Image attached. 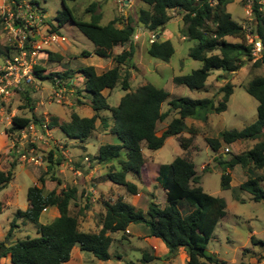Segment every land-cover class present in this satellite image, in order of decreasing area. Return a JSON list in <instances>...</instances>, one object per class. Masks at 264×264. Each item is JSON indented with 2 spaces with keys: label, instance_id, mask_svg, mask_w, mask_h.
I'll return each instance as SVG.
<instances>
[{
  "label": "trees",
  "instance_id": "trees-1",
  "mask_svg": "<svg viewBox=\"0 0 264 264\" xmlns=\"http://www.w3.org/2000/svg\"><path fill=\"white\" fill-rule=\"evenodd\" d=\"M11 1L16 4L21 0ZM62 1L64 6L55 16L54 30H59L69 22L73 23L94 43L96 55L102 58L113 56L116 65L102 73H98L94 65L82 67L79 71L84 76V88L80 91L90 95L94 114L82 117L72 111L69 121H60L59 117L51 115L49 127H59L68 138L86 142L100 120L105 130L116 135L121 143L101 145L94 158L103 164L116 161L118 169L111 168L106 174L107 179L125 187L128 193L136 195L139 193V187L128 180L127 175L133 173L138 178H144L147 162L143 152L144 145L150 150H158L164 146L168 137L180 136L187 130V118L207 121L209 113L225 111L233 93V84L228 82L221 87L223 98L218 104L212 98L181 97L170 100V108L163 111L162 105L169 97L166 89L147 83L130 92L131 69L126 70L123 76L121 74L122 65L132 62L136 52L133 41L136 29L134 21L128 19L119 27V21L115 18L103 25L100 23L99 14H94L91 21H85L77 18L74 10L68 6V0ZM233 1L140 0L145 5L139 8L136 22L158 36L148 46L151 56L169 61L175 53L172 41L160 38V31L172 19L170 10L177 9L182 16L183 35L197 41L191 47L189 55L201 61L202 66L189 74L176 76V84L191 89H202L214 70L236 72L251 61L254 67L264 66V0H251V31L236 21L227 10V5ZM92 6H95V3ZM252 36L253 41L250 40ZM258 39L261 40L262 50L260 56L256 57L254 43ZM124 45H129V50L112 55L115 47ZM91 54L87 50L82 52L85 57ZM48 56L51 59L59 58V55L52 51H48ZM45 70L37 65V77L43 80H54L55 76L70 78L68 71L44 75ZM119 82L127 92L117 106H110L103 91L114 89ZM246 90L258 101L256 121L242 129L223 130L217 137H208L206 141L217 152L224 143L231 144L243 139L257 140L256 144L244 153L236 154L229 160H223L221 156L217 159L223 166L222 188L226 190L231 188L232 180L227 172L228 168L253 165L256 169H262V174H252L240 184V188L249 192L254 201L264 202V76H254L246 85ZM30 108L34 111V107ZM103 110L111 112L112 123L108 117L101 115ZM173 111H176L177 115L159 135V122L164 121ZM32 121L40 123L42 120L35 114L31 117L15 115L10 131L23 128ZM192 141L193 137L179 139L185 151ZM15 165V162H11L9 170L0 169V192L13 180ZM53 168L50 164L48 173ZM38 180L41 185L34 184L28 188V208L16 211L10 229L0 242V264L1 259L5 257H10L12 264H65L71 259L75 245H78L81 251L90 252L96 258L106 261L112 257L111 233L127 232L131 223L145 224L149 228V236L157 237L165 243L169 250L168 257L176 255L183 248L188 254L187 264H229L208 251L217 225L227 215V201L204 190L196 164L189 156H177L172 162L159 166L157 182L166 191L167 203L164 207L151 200L148 209L143 210L118 197L114 202L105 203L106 212L102 216V228L98 232L81 230L78 217L71 214V202L77 198L76 187L47 191L43 186L45 177L40 176ZM51 206L57 207L60 215L52 222L41 223L43 211ZM185 206L189 209L186 214L182 208ZM4 207L5 204L0 200V213ZM20 218L37 226L36 236L12 238L14 227L18 226L17 221ZM251 238L256 243L255 237ZM155 258L143 252L145 264H152L151 261ZM129 264L137 263L131 261ZM239 264L252 263L242 261Z\"/></svg>",
  "mask_w": 264,
  "mask_h": 264
},
{
  "label": "rangeland",
  "instance_id": "rangeland-1",
  "mask_svg": "<svg viewBox=\"0 0 264 264\" xmlns=\"http://www.w3.org/2000/svg\"><path fill=\"white\" fill-rule=\"evenodd\" d=\"M39 3L47 16V24L50 26L49 31L54 30L53 25L56 14L63 9L62 0H21L22 7H27L29 4ZM95 3V6H92ZM67 4L74 10L77 18L91 21L93 15L102 12V19L100 23L106 24L109 20L118 19V26H122L124 21L132 19L136 25L137 35H134L135 55L132 62H128L126 65H122L121 74L124 75L125 71L131 69L130 92L135 91L139 86L147 83H151L157 87L166 89L169 92L168 99L163 103L162 110L167 111L170 108L169 102L172 99L181 97H190L194 99L198 98H212L215 103L218 104L223 98V92L221 87L226 83L231 82L233 84V93L231 94L227 109L221 113H209L208 120L203 121L201 119L187 118L186 124L187 130H185L180 136H171L164 146L158 150H150L144 145L143 151L147 155L148 162L153 161L159 165L172 162L177 156H189L194 158L196 169L201 176V185L204 190L214 196L223 197L227 201V215L219 222L214 232V235L209 242L208 251L216 255V257L226 260L229 264H239L240 262L252 263V264H264V202H256L252 199V195L241 189L240 184L248 179L252 174H262V169H256L253 165L241 166L236 165L233 168H228L227 172L230 173L231 188H222V173L223 166L220 164L217 158L223 160H229L236 154L244 153L250 150L257 142L253 139H243L235 141L231 144L224 143L223 146L215 152L207 143L208 137H217L218 134L226 129H242L245 126L256 121L258 113V101L251 96L247 90L246 85L256 75L264 76V66L254 67L253 61L247 62V64L236 72H225L223 70H214L208 77L206 86L202 89H191L185 85H179L174 82L176 76L186 75L193 70L202 66V62L190 57V49L197 41L191 40L185 37L182 33L184 28V22L182 16L177 9L170 10L172 19L164 26L160 31L161 36L170 39L175 47V53L169 61H163L159 58L153 57L148 53V46L151 43L152 37L151 31L143 27L136 22L137 12L139 8L144 6V3H140L139 0H130L126 5L125 0H68ZM251 0H235L227 5V10L232 13L233 18L240 24L246 26L251 31L253 29L252 22V9ZM15 4L11 0H0V62L2 58L7 54L17 52L16 34L12 32L8 25V12L14 11ZM13 22V21H12ZM14 24V23H13ZM60 32L66 36V41H58L52 45L51 48L59 49V58L51 59L45 54H41L38 59V65L45 68L44 75L49 73H64L65 70H60V67L66 68L69 75L82 79V85L84 81L83 74L79 71L86 65H97L105 62L107 67L103 70L106 71L116 65L114 57L103 58L96 55L93 51L95 48L94 43L88 39L73 23L69 22L63 27H60ZM154 33V32H152ZM137 36V37H136ZM254 37H251L253 41ZM66 48V49H65ZM84 50L90 51V56H83ZM129 50V45L117 46L113 49L112 55H116L123 51ZM258 53L256 57H259ZM220 73V74H219ZM82 77V78H81ZM71 78V77H70ZM67 79V78H66ZM75 79V78H73ZM73 80H71L67 86L74 89L71 98L78 105L90 104V95L86 92H82L84 86L81 88L73 86ZM54 82L50 79H41L40 84L37 86L28 87L26 91H18L14 99H11L12 103H17L14 107L7 106L6 111L10 116H32L35 114L41 120L49 119L50 116H59L60 121L70 118L71 108L66 105L69 100H65L63 103H57L52 100L51 92ZM127 91L122 89L119 82L111 91L104 90L103 94L107 96V101L110 106H117ZM70 93V92H69ZM83 97L85 99H83ZM82 98V99H80ZM10 103V102H9ZM31 103V105H29ZM8 105V104H7ZM37 107V112L32 111L30 107ZM90 108V107H87ZM92 112V110H91ZM80 113V112H79ZM84 115V113H80ZM101 115L108 117L110 123H112L111 112L108 110L101 111ZM177 115L176 111L171 114L162 122L158 124V134L160 135L168 126L173 117ZM47 117V118H45ZM66 121V120H65ZM96 132L101 133L105 130L100 120L97 121ZM11 125L7 123H0V146L6 144V148H9L13 142L14 131H10ZM57 127L52 131L53 139L48 140L46 133H42V144L38 147L37 141L30 142L31 146L38 147L36 157L38 162L22 163L19 160V154L17 149L12 155L17 159L13 160L16 165L13 169L14 178L12 182L5 188V191L0 192V200L5 199L6 193L13 191L15 195V202L12 208L26 209L28 206L27 191L28 188L34 185L33 176L39 178L44 176L48 179H60L63 177L68 181L67 187H72L69 182L70 172H75V158L70 160L69 157L63 155L60 148L56 145L55 141L63 142L64 148L70 149L77 147L76 142H69V138ZM9 131V132H8ZM95 132V131H94ZM93 132V133H94ZM7 133V134H6ZM110 133V132H109ZM12 134V135H11ZM66 139H64L62 136ZM193 137V141L188 149L185 151L182 149L179 139ZM109 140V138H107ZM116 143H118L117 138ZM98 142L95 138L91 137L87 143V152L85 156H89L86 160V166L94 169L98 167L100 163L95 161V155L97 152ZM30 147V146H29ZM12 149V147H10ZM84 148V147H82ZM184 151V152H183ZM52 153V154H51ZM21 163H20V162ZM53 165L51 175L46 170V166ZM156 169L150 172L145 171L144 178L135 177L134 180L139 184L140 191L136 197L138 203H141L143 210L148 209L149 202L155 200L164 207L167 203L166 194L162 186L157 182ZM91 181V180H90ZM73 183V182H72ZM75 184V183H74ZM264 188V182L262 183ZM66 187V188H67ZM79 189V190H78ZM83 189L82 198L79 197L81 190ZM115 192V191H114ZM77 197L81 201H72L70 205L71 214L78 217L80 227L87 228V223L92 222L89 226L91 232H98L101 227L102 216L106 212L105 203L116 201L115 197H111L108 194L95 193V191L89 188L88 185L83 188H77ZM128 193V192H127ZM108 195V198H107ZM154 196V197H153ZM134 196L129 193L128 201L133 202ZM138 208V207H137ZM186 214L189 209L182 207ZM188 210V211H187ZM12 209H6L0 213V233H7L10 229L11 222L14 215L11 214ZM47 214H42L41 223H49L46 219ZM89 217V218H88ZM17 227H14V233L12 238L17 239L25 238L27 236L37 235V226L29 221H25L20 218L17 221ZM113 242L110 247V253L112 257L109 260L103 261L96 258L92 253L81 251L74 253L73 264H129L131 261L137 264H145L143 260V252H147L156 257L151 261L152 264H187L188 254H184L183 250H179L174 256L166 258L163 257V251L157 247L156 244L150 243V247L146 245V242L141 240L139 236H131L129 232H113L111 233ZM255 237L256 243H254L251 237ZM182 251V252H181ZM120 256H122L120 258ZM165 256V255H164ZM1 264L8 263L7 260L1 259Z\"/></svg>",
  "mask_w": 264,
  "mask_h": 264
},
{
  "label": "built area",
  "instance_id": "built-area-1",
  "mask_svg": "<svg viewBox=\"0 0 264 264\" xmlns=\"http://www.w3.org/2000/svg\"><path fill=\"white\" fill-rule=\"evenodd\" d=\"M22 5L20 1L14 5L18 6L14 7V11L8 12L9 28L16 34L17 52L7 54L0 62V123H7L11 127L13 116L7 113V104L16 92L26 91L28 87L40 84L41 79L36 73L38 57L43 53L48 54V49L54 43L66 41V36L60 33V30L49 31L51 28L46 22V13L38 3L29 4L27 7ZM156 38L157 36L152 33L150 41L153 42ZM261 50V40L258 39L254 43V54H260ZM70 81V78L63 79L55 76L54 90L51 92L52 100L60 104L68 100L70 89L67 85ZM50 129L49 119H43L40 123L30 122L27 126L14 131L13 135L11 134L14 136L12 150L17 149L19 159L23 162H38L36 147L31 146L30 142L41 140L42 133L48 134Z\"/></svg>",
  "mask_w": 264,
  "mask_h": 264
},
{
  "label": "crops",
  "instance_id": "crops-1",
  "mask_svg": "<svg viewBox=\"0 0 264 264\" xmlns=\"http://www.w3.org/2000/svg\"><path fill=\"white\" fill-rule=\"evenodd\" d=\"M236 1L237 0H235V2ZM139 2H140V0H139ZM96 14L101 15V19H102V17H103L102 16V12H99V13H96ZM110 21L111 20H109L107 23H109ZM101 24H103V23H101ZM103 25H105V24H103ZM119 27H122V26L120 25ZM135 32H136V29H135ZM151 34H152V32H151ZM160 38L162 40L168 39L167 37H163V36H161ZM94 49H93V51H94ZM48 51H52V52L56 53L57 55H58V52H60L59 49L57 50L56 48H51V47L48 49ZM43 54H45L46 57H48V54L47 53H43ZM103 59L106 60V59H109V58H103ZM110 61L111 60H109V63L111 65V62ZM107 65L105 66V62H103V64L100 63L99 66H97V65H94V66L96 67V70H97L98 73H102L103 70L107 67ZM86 66H88V65H86ZM59 69L60 70L68 71L66 68H63V67H60ZM70 77H71L70 79L74 81V83H72V85L73 86H78V87L81 88L82 79H79L77 77V73H76V77H74L72 75H70ZM73 78H75V79H73ZM82 86H84V83H83ZM73 91H74V89H71L70 90V93H69V100L70 101H68V103H66V105L69 106L72 111H76L82 117H90V116H92L94 114V111H93V109L91 107V104H84V105H78V104H76V102L71 98V96L73 95V93H71V92H73ZM109 91H111V90H109ZM17 93H19V92H16L14 95L16 96ZM14 97H12L11 99H14ZM80 99H82V98H80ZM83 99H85V98L83 97ZM9 102L10 103H8L7 106H11L10 104H12V107H14L17 104L16 102L15 103H12L11 100ZM87 107H90V108H87ZM91 110H92V112H91ZM34 111L37 112V107L34 108ZM72 111H71V113H72ZM79 112L80 113H84V115L80 114ZM71 113H70V116H71ZM18 116H20V115H18ZM24 116L25 117H31V116H27V115H24ZM45 118H47V117H45ZM65 120L66 121H69L70 118L68 120L67 119H65ZM97 126L98 125L96 123V127ZM56 128L57 127H54V129H56ZM54 129L51 128L49 130V133L46 134V137H47L48 140H52L53 139L52 131ZM62 137L64 139H66L64 136H62ZM91 137L95 138L97 140V142L99 143L98 146H97V148H96L97 149V152H98L99 147L101 145H103V144H107V143L119 144V143H121V141L119 140V138L116 135L109 133V130H104L101 133H97L96 130H95V132L89 137V139ZM107 138H109V140ZM114 138H117L118 143H116V141H115L116 139H114ZM89 139L86 142H80L79 140L74 139V138H69V140L66 139L69 142H72V143L76 142L75 144H77L76 145L77 147H72L70 149H67V147L65 149L64 148V145H62L63 142H61V141H55L56 142V145L60 148V150H61V152H62L63 155H66L67 157H69L70 160H73V157L75 158V162H76L75 170L76 171L75 172H73V171L70 172V174H71L70 177H69V182H71L70 184L73 185L72 187H76V188H80V189L83 188V186L88 185L91 190L93 189L95 191V193H98V192H100V194L101 193L102 194H108L109 193L108 195L111 196V197H115L116 199L118 197H122L125 201L129 202L127 200L129 193H127V190L125 189V187L113 183L112 181L108 180L107 177H106V174L108 173V171L111 168L118 169V163L116 161H113L111 163H104V164L103 163H100L98 165V167H96L94 169H91V170H90V167L88 168V166L84 165V164H86V160L89 159V156H85L86 155L85 153H88L87 152L88 151L87 150L88 149L87 148V143H88ZM168 139H169V137L166 139V142L168 141ZM42 142L43 141H41L39 139L37 140L38 147L40 146V144H42ZM6 147H7L6 144H4V146L3 145L0 146V169L5 170V171L9 170L11 168V162L13 160H16L17 159L16 156L12 155V153H15V152L10 148L11 146L9 148H6ZM38 147L36 148V152L39 149ZM82 147H84V148H82ZM97 152H96V154H97ZM144 155H145V158L147 159V155L145 153H144ZM182 156H184L183 153H182ZM192 159L194 161V158H192ZM19 160L22 163H25L21 159H19ZM159 166H160L159 164L154 163L153 161L148 162V160H147L146 165H145V169L147 171V174L151 170L156 169L157 176H158ZM46 170H48V166H46ZM51 174L52 173L50 172L49 175H51ZM135 177H137V176L134 175L133 173H129L127 175V179L130 180V181H133L134 183H136V181L134 180ZM59 178L60 179H48V178H45V182H44L45 184L43 186L45 187V189L47 191H51L53 189H56L57 191H60V190H62L64 188H66L67 185H68V181H66L63 177H59ZM38 179L39 178H36V177L33 176L34 183L35 184H38V185H41V183L39 182ZM156 180H157V177H156ZM137 185L139 187V184H137ZM140 190L141 189L139 187V191ZM2 191H5V188ZM80 192H81L80 193L81 195L79 197L82 198L83 192H84L83 189ZM165 194H166V191H165ZM108 195H107V198H108ZM136 195H133L134 198H135L133 200V202H129V203L135 205L138 208H142L141 206H139L141 203H138L140 200L138 201ZM77 200H78V197L76 198L75 201H77ZM2 201L5 204V207H4L3 211L6 210V209L8 210V209L11 208L12 209L11 214H13L14 217H15L16 211L18 209H20V208H12V206H14V203L16 204L14 192L13 191H9L8 193H6L5 199H3ZM79 202H81V201H79ZM28 206H29V203H28ZM28 206L26 207V209L28 208ZM26 209H22V210H26ZM42 214H47L46 219L49 222H52L56 217H58L60 215L58 208L55 207V206H51V207L46 208L43 211ZM40 222H41V217H40ZM91 223H92L91 221L87 223V228L86 229H84L83 226H81L80 229L83 230V231H86V232H90L89 226H90ZM101 228H102V225H101L100 229ZM128 232H129V234L131 236H138V237L140 236L141 237V240H143L144 242H146V245H148V247L151 246L150 243L156 244L157 247H159V249H161L163 251V254L165 255V256L163 255V257L166 258V255L168 254V251L169 250L166 247L165 243L161 239H159L157 237L149 236V228L145 224H143V223H137V224L136 223H131L128 226L127 233ZM4 237H5V233H0V242L4 239ZM15 239H17V238L15 237ZM80 250H81L80 247L78 245H75L74 248H73V251H72L71 259L68 262H66L65 264H73L71 262H74V259H73L74 253L81 252ZM181 250H183L184 254H187L186 251H185V249L182 248ZM121 257L122 256H120V258ZM3 259L7 260L8 263H6V264H12L11 263V260H10V257H5ZM1 262H2V260H1Z\"/></svg>",
  "mask_w": 264,
  "mask_h": 264
},
{
  "label": "water",
  "instance_id": "water-1",
  "mask_svg": "<svg viewBox=\"0 0 264 264\" xmlns=\"http://www.w3.org/2000/svg\"><path fill=\"white\" fill-rule=\"evenodd\" d=\"M130 2V0H125V4L127 5Z\"/></svg>",
  "mask_w": 264,
  "mask_h": 264
}]
</instances>
